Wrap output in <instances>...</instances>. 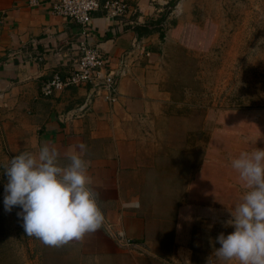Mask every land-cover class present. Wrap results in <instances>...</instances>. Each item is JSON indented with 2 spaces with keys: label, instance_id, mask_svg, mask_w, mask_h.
I'll use <instances>...</instances> for the list:
<instances>
[{
  "label": "crops",
  "instance_id": "crops-1",
  "mask_svg": "<svg viewBox=\"0 0 264 264\" xmlns=\"http://www.w3.org/2000/svg\"><path fill=\"white\" fill-rule=\"evenodd\" d=\"M28 1L0 0L2 138L9 158L37 152L48 143L60 151L62 163H67L64 153L80 143L87 146L85 159L105 225L72 243L81 245L85 255L77 264H222L214 255L216 248L177 239V217L147 220L140 213L138 172L172 101L163 86L159 34L136 28L165 11L163 31L171 17L178 24L188 21L190 0H177L172 7L174 0H126L132 12L120 19L93 13L88 43L113 58L115 70H123L118 100L113 106L95 101L86 116L65 123L59 116L81 104L87 88L66 89L51 98L41 96L39 88L54 72L70 69L78 55L81 28L49 12L54 0H39L40 7H30ZM115 236L133 241L135 247L122 248ZM87 255H95L93 262H86Z\"/></svg>",
  "mask_w": 264,
  "mask_h": 264
},
{
  "label": "rangeland",
  "instance_id": "rangeland-1",
  "mask_svg": "<svg viewBox=\"0 0 264 264\" xmlns=\"http://www.w3.org/2000/svg\"><path fill=\"white\" fill-rule=\"evenodd\" d=\"M190 2L188 21L171 17L164 25L160 64L172 104L138 172L140 213L177 217L181 243L218 248V235L234 231L226 222L247 191L231 161L264 149V0ZM10 159L0 127V264L83 261L77 243L56 253L46 246L42 256L44 244L24 232L20 209L5 212L2 165Z\"/></svg>",
  "mask_w": 264,
  "mask_h": 264
},
{
  "label": "clouds",
  "instance_id": "clouds-1",
  "mask_svg": "<svg viewBox=\"0 0 264 264\" xmlns=\"http://www.w3.org/2000/svg\"><path fill=\"white\" fill-rule=\"evenodd\" d=\"M87 146L64 153L48 143L24 151L2 165L7 178L4 209L19 208L24 232L48 247L82 241L105 225L99 193L92 187ZM247 191L230 211L226 226L234 231L216 238L215 257L222 264H264V149L241 152L231 161Z\"/></svg>",
  "mask_w": 264,
  "mask_h": 264
},
{
  "label": "built area",
  "instance_id": "built-area-1",
  "mask_svg": "<svg viewBox=\"0 0 264 264\" xmlns=\"http://www.w3.org/2000/svg\"><path fill=\"white\" fill-rule=\"evenodd\" d=\"M28 6L40 7V2L29 0ZM48 9L51 14L77 24L81 28L82 38L77 46L78 55L70 69L64 74L54 72L50 78L42 81L39 88L41 96L51 98L66 89L87 88L83 102L59 116L62 123L86 116L95 101L113 106L118 100L119 77L123 70H115L113 58L104 56L88 43V27L95 12L101 11L110 19H120L131 14L132 6L126 0H54ZM114 239L124 249L135 247L133 241L122 236H115Z\"/></svg>",
  "mask_w": 264,
  "mask_h": 264
},
{
  "label": "trees",
  "instance_id": "trees-1",
  "mask_svg": "<svg viewBox=\"0 0 264 264\" xmlns=\"http://www.w3.org/2000/svg\"><path fill=\"white\" fill-rule=\"evenodd\" d=\"M177 0H174L173 2H171L170 6L174 5L176 3ZM167 11L163 12L161 15L157 16L154 20H151L148 24H146L145 26H140L139 28H136L139 32H145L147 34L152 33V32H157L159 34V38L162 41L164 39V33H163V21L165 20V18L167 17ZM235 200L237 202L241 201V199L239 198H235ZM46 246L44 245L43 248V252H42V256L44 255V251L45 254L46 252ZM61 248V247H59ZM57 247H53V249L50 248V250H53L54 253H56L55 249H59ZM45 256V255H44Z\"/></svg>",
  "mask_w": 264,
  "mask_h": 264
}]
</instances>
